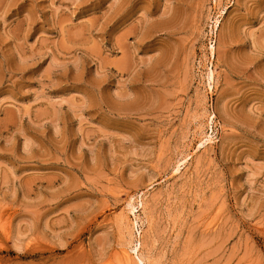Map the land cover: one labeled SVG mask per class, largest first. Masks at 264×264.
<instances>
[{
    "label": "rangeland",
    "instance_id": "1",
    "mask_svg": "<svg viewBox=\"0 0 264 264\" xmlns=\"http://www.w3.org/2000/svg\"><path fill=\"white\" fill-rule=\"evenodd\" d=\"M140 260L264 264V0H0V264Z\"/></svg>",
    "mask_w": 264,
    "mask_h": 264
},
{
    "label": "bare ground",
    "instance_id": "2",
    "mask_svg": "<svg viewBox=\"0 0 264 264\" xmlns=\"http://www.w3.org/2000/svg\"><path fill=\"white\" fill-rule=\"evenodd\" d=\"M218 23H219V20L218 19H216V27H218ZM210 50H211V53L212 54H214V52H215V47H214V45H212L211 47H210ZM211 139V138H210ZM206 141V140H205ZM207 141H211V140H209V138L207 139ZM132 205V204H131ZM134 205V204H133ZM132 207V206H131ZM130 207V208H131ZM132 211L134 212L135 211V207L133 206L132 208ZM139 244V243H138ZM140 246H142V245H140ZM140 246L138 245V246H136L135 248H134V252H136V253H138L139 252V249H140ZM125 254L128 256V253L127 252H125ZM124 254V255H125ZM138 259V258H137ZM140 262H141V264H145L144 262L145 261H143V260H140Z\"/></svg>",
    "mask_w": 264,
    "mask_h": 264
}]
</instances>
